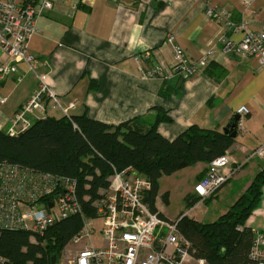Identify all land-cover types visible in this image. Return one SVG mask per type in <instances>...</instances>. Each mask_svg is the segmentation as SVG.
Wrapping results in <instances>:
<instances>
[{
  "label": "crops",
  "instance_id": "0c3cea01",
  "mask_svg": "<svg viewBox=\"0 0 264 264\" xmlns=\"http://www.w3.org/2000/svg\"><path fill=\"white\" fill-rule=\"evenodd\" d=\"M206 1L227 12L236 26L246 23L248 29L260 31L264 24V0H58L38 18L37 32L29 42L38 60L36 72L20 63L17 72L0 79V97L6 98L0 103V130L7 131L9 119L41 84L39 75L60 103L55 105L47 97L46 113H33V122L45 116L87 114L109 125L135 120L136 127L145 131L159 108L171 120L161 121L157 132L172 141L195 125L223 131L238 110L247 106V133L237 135L226 152L230 164L221 172L241 167L218 192L202 201L194 190L209 168L204 162L160 179L156 205L167 219L188 215L203 223L218 220L264 173V159L246 161L249 152L264 142V68L253 56L246 59L224 52L223 39L238 43L244 34L208 18ZM169 35L191 63L206 61L193 77L182 79L174 73L164 80L151 76L158 64L170 69L175 63ZM9 61L0 49V64ZM165 176L185 204L175 213L166 208L172 192L163 186ZM261 189L260 203L245 223L253 234H264V184ZM164 192L168 202L161 206L158 200Z\"/></svg>",
  "mask_w": 264,
  "mask_h": 264
},
{
  "label": "built area",
  "instance_id": "2783aa9c",
  "mask_svg": "<svg viewBox=\"0 0 264 264\" xmlns=\"http://www.w3.org/2000/svg\"><path fill=\"white\" fill-rule=\"evenodd\" d=\"M57 1L0 0V49L10 58L9 63L0 64V79L17 72L20 63L36 72L38 60L29 42L37 32L38 18L53 9ZM205 12L208 18H217L243 32L238 43L228 37L222 40L226 54L246 59L253 56L264 68V24L260 31L248 29L246 23L236 26L229 21L227 12L212 7L208 1ZM168 37L175 52V63L170 69L164 63L158 64L151 76H160L164 80L174 73L182 79L193 77L206 61L191 63L184 49L175 43V37ZM39 79L41 84L33 90L27 104L9 119L8 135L16 137L25 133L33 123L31 114L45 113V96L55 105L60 103L40 75ZM5 100L0 97V103ZM64 110L67 113L69 109ZM248 113L247 106L237 112L240 135L247 133L244 117ZM256 157L264 159V142L249 152L246 161ZM229 164L230 157L226 153L211 161L207 175L194 188L202 201L218 192L241 167L238 165L229 172H221V168ZM109 183L108 188L99 191L102 198L92 203L97 217L89 218L84 214L75 178L0 161V229L27 230L33 234L32 241H36L37 235L44 236L46 229L56 222L80 214L84 226L72 243L81 244L83 239L88 242L75 257L66 262L60 257L56 264H206L204 259L192 256L190 241L177 228L178 220L173 222L160 217L147 204L145 192L150 189L151 182L146 177L133 167L122 171L114 169ZM253 237L247 264H264V234L254 231ZM0 264L9 263L0 256Z\"/></svg>",
  "mask_w": 264,
  "mask_h": 264
},
{
  "label": "trees",
  "instance_id": "16d2710c",
  "mask_svg": "<svg viewBox=\"0 0 264 264\" xmlns=\"http://www.w3.org/2000/svg\"><path fill=\"white\" fill-rule=\"evenodd\" d=\"M170 120L158 108L154 123L142 131L136 127L135 120L109 125L87 114L62 118L45 116L16 137L0 130V161L75 178L84 214L89 218L97 217L92 203L102 198L99 191L109 187L114 169L122 171L133 167L151 182L145 201L160 217L167 219L156 205L161 177L197 162L209 166L235 141L223 131L204 130L198 125L170 141L157 132L161 121ZM263 184L264 173L261 172L232 208L214 222H198L188 215L177 219V228L190 241L195 259L202 258L206 264L249 263L254 234L245 223L260 203ZM190 204L194 205L195 200ZM83 226V217L73 215L46 229L44 236L37 235L36 241H32L33 234L27 230L0 229V256L9 264H51L53 256L59 258Z\"/></svg>",
  "mask_w": 264,
  "mask_h": 264
},
{
  "label": "rangeland",
  "instance_id": "374dc122",
  "mask_svg": "<svg viewBox=\"0 0 264 264\" xmlns=\"http://www.w3.org/2000/svg\"><path fill=\"white\" fill-rule=\"evenodd\" d=\"M10 76V75H9ZM8 77V76H7ZM6 78V77H5ZM40 86V85H39ZM38 86V87H39ZM50 91V90H49ZM34 92V91H33ZM47 93H48V91H47ZM55 95V94H54ZM56 96V95H55ZM31 97V96H30ZM57 97V96H56ZM46 99H47V97L45 96L44 97V106H45V113H46ZM49 99H50V97H49ZM57 99H59L58 97H57ZM29 100V99H28ZM27 100V101H28ZM6 101V100H5ZM4 101V102H5ZM25 104H27V102L25 103ZM24 104V105H25ZM23 105V106H24ZM22 106V107H23ZM21 107V108H22ZM20 108V109H21ZM19 109V110H20ZM44 113V114H45ZM31 118H32V114H31ZM163 181H164V183H163V186L164 187H166L165 189H169L170 190V192H172V199H171V205L170 206H167L166 208H167V210L170 212V213H175V212H177V211H179L180 209H182L183 207H184V202H183V197H182V194L179 192V191H177V188H175V187H173L172 186V184H171V182L172 181H168L167 180V177L165 176V178H163ZM181 189V188H180ZM168 194L167 193H163V195H162V197H161V199H159L158 200V204L159 205H163V204H165V203H167L168 202ZM169 220V219H168ZM173 221V220H172ZM174 222V221H173ZM95 223L96 224H98L99 223V221L97 220V219H95ZM86 241V239H83L82 240V242H85ZM84 245L81 243V244H74V243H72V241L69 243V246L67 247V249L64 251V253H62V254H60L59 255V258L61 257L62 259H63V261L64 262H66V261H68L69 260V258H73V257H75V254L78 252V251H80L81 250V248L83 247ZM59 258H57V261H58V259Z\"/></svg>",
  "mask_w": 264,
  "mask_h": 264
},
{
  "label": "water",
  "instance_id": "95a60500",
  "mask_svg": "<svg viewBox=\"0 0 264 264\" xmlns=\"http://www.w3.org/2000/svg\"><path fill=\"white\" fill-rule=\"evenodd\" d=\"M240 119L239 115H234L231 121L223 128L224 134L236 138L238 135L237 122ZM57 257L53 256L51 264H56Z\"/></svg>",
  "mask_w": 264,
  "mask_h": 264
}]
</instances>
